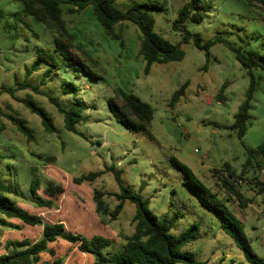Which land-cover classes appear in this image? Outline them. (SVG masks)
Returning a JSON list of instances; mask_svg holds the SVG:
<instances>
[{
	"label": "rangeland",
	"instance_id": "obj_1",
	"mask_svg": "<svg viewBox=\"0 0 264 264\" xmlns=\"http://www.w3.org/2000/svg\"><path fill=\"white\" fill-rule=\"evenodd\" d=\"M189 0H117L122 10L134 3L143 4L155 18V31L173 44L180 45L185 57L180 61L155 63L145 74V60L139 55L141 31L135 23L122 21L116 32L120 40L111 38L94 14L93 6L77 9L62 4L63 17L76 43L99 61L102 78H92L75 70L60 56V68L54 70L47 62L35 65L38 51L54 53L55 34L45 24L24 15L17 21L14 14L23 8L21 0H0L8 14L0 19V92L27 81L40 87L18 89L14 94L0 93V179L15 184L25 199L9 195L32 213L41 215L43 223L61 221L68 231L89 240L101 235L112 240L104 252L123 248L126 238L135 231L136 206L126 201L116 220L97 211L95 189L106 192L104 202L110 209L118 203L121 192L113 172H105L89 182L75 183L82 174L115 166L122 171L124 184L148 200L158 218L176 216L172 233L179 235L198 224L195 241L185 249L207 264H250L242 250L219 226L217 217L206 210L186 185L185 175L171 165L175 157L193 169L195 174L219 197L228 199L231 210L242 220L254 250L264 257V161L246 175L238 177L246 160V147L256 149L264 141V69L254 68L257 90L252 100L250 125L243 138L232 128L235 113L246 98L250 75L224 43L211 48L207 69L205 50L193 39L184 42L187 32L200 33L204 42L217 36L244 49L264 54V12L247 4L246 0H207L212 9L203 21L187 20L182 30L173 29L179 11ZM145 4L156 6L146 7ZM189 81L185 96L174 106L168 102L182 84ZM227 82L219 101L217 94ZM78 88L65 92L66 88ZM120 87L151 104L154 115L151 127L133 132L118 122L110 111L114 89ZM50 96L57 97L66 107L82 100L88 107L84 119L77 124L82 134L65 128L63 115ZM33 100L53 119L58 132L44 129L40 115L25 104ZM23 120L33 131L29 141L7 115ZM55 156V162L38 157ZM229 162L237 172L229 179L246 198L252 201L242 208L235 196L223 184ZM220 170V171H216ZM35 178L40 182L37 194L53 201L52 207H40L31 201L29 187ZM65 188L60 195L48 194L49 183ZM0 218L18 224V228L0 225V254L8 251L12 242L32 243L42 237L43 225H28L18 218ZM49 252L42 253L39 264L53 262L57 257L64 264H93L94 256L84 253L77 245L59 238L49 243ZM178 264H184L179 262Z\"/></svg>",
	"mask_w": 264,
	"mask_h": 264
},
{
	"label": "trees",
	"instance_id": "obj_2",
	"mask_svg": "<svg viewBox=\"0 0 264 264\" xmlns=\"http://www.w3.org/2000/svg\"><path fill=\"white\" fill-rule=\"evenodd\" d=\"M117 0H21L22 10L14 14L17 21H23L24 15H30L34 20L42 22L55 34L54 53L45 50L38 51L35 65L43 62L50 64L54 70L60 68V61L57 55H60L75 70L85 73L92 78H102L103 70L100 68L99 61L90 52L76 43L75 35L69 30L66 20L63 17L64 10L62 4L69 3L77 9H84L89 5L93 6L94 14L105 33L111 38L120 40L124 45L123 35L116 32V25L122 21H130L138 25L140 36L139 55L145 60V74L150 72L155 63L163 64L171 61H180L185 57V51L180 45L173 44L155 31L154 16L140 3H134L127 9L122 10L118 7ZM247 4L264 12V0H246ZM146 7L156 6L155 4H145ZM212 9V3L207 0H189L179 11L177 19L173 22V29L182 30L187 20L201 22L204 19L205 12ZM7 12L0 7V19L7 16ZM193 39L194 44L202 50H205L207 64L203 69H207L208 61L211 56L210 48L218 43H224L232 52L236 59L247 69L250 75V85L246 92V98L240 104L235 113V121L232 128L236 131L239 138H243L250 125V111L252 109V100L257 90L258 81L253 73L254 68L264 69V54L258 50L244 49L225 38L217 36L208 41L203 40L200 33L187 32L184 36V42ZM189 81L181 85L174 92L168 105L174 107L182 97L185 96ZM228 83L225 82L220 92L217 94L219 101L227 99L224 91ZM32 89L40 93V87L30 84L27 81L19 83L14 88L4 89L1 92L14 94L18 89ZM78 88H66L65 92ZM0 92V93H1ZM50 101L56 105L58 111L63 115L65 128L71 132L82 134L78 131L79 124L85 117L87 110L86 104L82 100H77L71 107L63 105L57 97L50 96ZM25 104L33 113L40 115L44 129L49 133L58 132L52 117L33 100L25 101ZM110 111L114 118L122 123L128 130L133 132L146 131L151 127L154 110L150 103L142 100L134 93L127 92L120 87L114 89V96L110 100ZM23 135L29 141L34 140L33 131L25 122L13 114L7 115ZM247 157L242 166L239 175L233 166L226 162L221 170L227 171V177L223 179L224 186L230 194L234 195L242 208L247 207L252 200L246 198L240 190L236 188L229 179L242 177L246 175L253 167H260L264 161V141L256 149L246 147ZM39 158L46 162H55V156H44L37 154ZM171 165L180 170L185 175L184 184L188 190L195 195L203 207L213 213L219 226L242 250L244 257L250 264H264V257L259 255L253 248L252 242L248 237L242 220L231 210L228 205L229 200L218 196L210 187L195 174L193 169L179 159L172 157ZM113 172L115 180L120 186L121 192L117 193L118 203L114 209H110L104 202L103 197L106 192L95 189L94 199L96 201L97 211L109 216L111 220H116L121 213L126 201H131L136 206L134 217L135 231L126 238L123 248L118 251L104 252L112 244L110 238L95 235L87 240L79 234L67 230L65 224L61 221L55 223H43L41 215L32 213L19 206L9 195L19 196L25 199V194L12 183H6L0 179V214L7 218H18L28 225H43L42 237L35 242H12L8 246V251L0 254V264H39L42 260V253L49 252L55 255L54 250L49 248V243L59 238H63L72 244L77 245L79 250L84 253L92 254L95 258L93 264H207L206 261H199L193 253L185 248L198 237L199 226L193 224L185 232L175 235L172 233V226L177 220L176 216L168 218L163 216L158 218L149 208L148 200L141 194L133 192L128 188L122 179V171L115 166H108L104 170L90 172L75 177V183L93 181L105 172ZM216 171H220L217 170ZM40 186L38 179L33 178L30 183L29 192L32 203L40 207H52L53 201L44 199L37 194ZM48 194L60 195L65 192L62 185L49 183L45 188ZM264 191V182L260 192ZM0 225L18 228L19 225L8 221L6 218H0ZM47 264H64L62 257H57L53 262Z\"/></svg>",
	"mask_w": 264,
	"mask_h": 264
}]
</instances>
